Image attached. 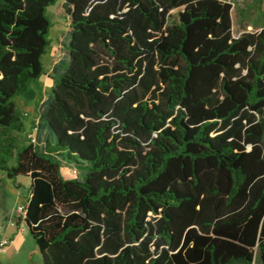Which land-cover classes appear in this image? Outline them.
<instances>
[{
  "label": "trees",
  "instance_id": "1",
  "mask_svg": "<svg viewBox=\"0 0 264 264\" xmlns=\"http://www.w3.org/2000/svg\"><path fill=\"white\" fill-rule=\"evenodd\" d=\"M55 1L0 0V186L31 177L44 264H264L263 0L238 33L228 0H63L68 59L22 136Z\"/></svg>",
  "mask_w": 264,
  "mask_h": 264
},
{
  "label": "rangeland",
  "instance_id": "2",
  "mask_svg": "<svg viewBox=\"0 0 264 264\" xmlns=\"http://www.w3.org/2000/svg\"><path fill=\"white\" fill-rule=\"evenodd\" d=\"M228 1H232L234 5L233 18L235 33H238L240 29L237 24V8H247L254 0ZM262 8L264 9V0ZM173 11L175 12L176 10ZM46 15L51 23L48 33L50 43L42 59L45 71L46 73L48 72V74L46 75L45 73L42 80L39 81L38 86L36 81L32 82L28 91L14 97V100L18 103L21 110L26 113L23 115L25 125L23 127L22 136H24L27 130L29 131L31 121L37 115L38 103L51 91L52 86L50 82L54 65L68 59L65 43L69 39L70 26L69 17L63 8V0H56L55 3L49 5L46 8ZM252 28V25L248 26V29ZM10 162L15 163V160L12 159ZM61 171L66 177L81 178L80 168L74 163L67 162L64 159ZM1 175L3 176V182L0 186V219H2L4 226V224H7L9 221L6 217L16 219L19 216L18 209L25 205L29 195L31 177L26 174H19L12 178L7 176L3 171H1ZM24 231L25 240L22 243L15 240L0 249V264H44L42 252L36 240L27 227Z\"/></svg>",
  "mask_w": 264,
  "mask_h": 264
},
{
  "label": "crops",
  "instance_id": "3",
  "mask_svg": "<svg viewBox=\"0 0 264 264\" xmlns=\"http://www.w3.org/2000/svg\"><path fill=\"white\" fill-rule=\"evenodd\" d=\"M48 74V72L46 73V75ZM45 74H43L41 77H40V80H42L43 76ZM51 86L53 85V81L51 79V82H50ZM9 219V223L7 222V224H4L3 228L0 230V239H3V238H10L11 239V242H14L15 240H18L19 243H22L25 238H24V230H26V225L23 221H21L19 224H17L16 226L14 225H11L10 224V221L11 220H16V219H12L11 217H6Z\"/></svg>",
  "mask_w": 264,
  "mask_h": 264
},
{
  "label": "built area",
  "instance_id": "4",
  "mask_svg": "<svg viewBox=\"0 0 264 264\" xmlns=\"http://www.w3.org/2000/svg\"><path fill=\"white\" fill-rule=\"evenodd\" d=\"M35 133V132H34ZM32 137V140H35L34 138V134L31 135ZM18 212H19V215H24L25 211H24V206H21L19 209H18ZM10 224L11 225H17V221L16 220H11L10 221ZM3 228V222H2V219H0V230ZM11 242V239L10 238H3V239H0V249L3 248L4 246H6L7 244H9Z\"/></svg>",
  "mask_w": 264,
  "mask_h": 264
}]
</instances>
